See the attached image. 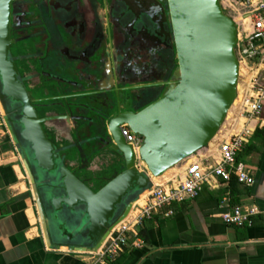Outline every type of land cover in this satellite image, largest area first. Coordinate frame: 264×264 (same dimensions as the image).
<instances>
[{
  "label": "water",
  "instance_id": "95a60500",
  "mask_svg": "<svg viewBox=\"0 0 264 264\" xmlns=\"http://www.w3.org/2000/svg\"><path fill=\"white\" fill-rule=\"evenodd\" d=\"M101 1L50 0L48 8L56 17L51 26L53 65L61 78L55 79L48 100L52 122L43 128L45 120L38 118L9 59L12 0H0V112L32 183L45 239L53 249L82 254L101 248L137 198L152 189V179L160 185L158 180L167 172L223 140L239 111L248 78L235 55L236 21L225 13L221 0H151L158 35L174 64L164 70L160 91L138 113H121L116 104V111L99 117L97 128L81 126L69 133L59 124L65 117L63 109L80 117L103 99L118 101L114 87H106L107 80L114 74L124 86L121 91L129 94L124 80L138 67L125 48L126 38L117 53L127 56L123 63L107 51ZM115 38L118 43V35ZM64 95L68 99L63 103ZM9 103L18 106L15 122ZM123 127L143 139L138 158L122 135ZM98 129L102 143L119 163L110 166L106 159L105 167L115 173L109 181L106 176H86L83 181L71 171L70 156L75 154L79 164L83 160L80 173L87 175ZM137 162L146 171L139 170Z\"/></svg>",
  "mask_w": 264,
  "mask_h": 264
},
{
  "label": "crops",
  "instance_id": "0c3cea01",
  "mask_svg": "<svg viewBox=\"0 0 264 264\" xmlns=\"http://www.w3.org/2000/svg\"><path fill=\"white\" fill-rule=\"evenodd\" d=\"M226 7L238 35H247L250 23L237 9ZM238 113L223 140L236 129L231 127ZM3 117L0 112V264H90L88 254L53 249L45 239L32 183ZM250 128L251 139L237 160L248 167L254 184L247 188L236 183L231 188L210 179L195 200L174 203L144 222L137 229L143 248L126 250L120 264H264V219L255 216L251 227L229 226L221 219L233 205L264 211V107ZM223 140L167 172L158 180L160 185L181 181L197 156L216 157ZM138 166L146 168L141 162ZM152 184L157 182L152 179Z\"/></svg>",
  "mask_w": 264,
  "mask_h": 264
},
{
  "label": "flooded vegetation",
  "instance_id": "af4514ba",
  "mask_svg": "<svg viewBox=\"0 0 264 264\" xmlns=\"http://www.w3.org/2000/svg\"><path fill=\"white\" fill-rule=\"evenodd\" d=\"M49 3L50 0H12L11 2L10 40L12 44L9 59L15 65L17 80L26 89L38 118L45 120L42 123L43 128L49 127L52 122V111L49 110L48 100L52 94L51 88L56 83L55 79L60 77L53 65L51 26L55 23L56 17L53 9L48 8ZM153 6L151 0H102L99 3L101 24L107 37V51L117 55L119 46L126 38L125 48L130 50L129 57L131 55L134 63H138V67H135L134 73L124 80L131 88L129 94L121 91L124 86L112 74L105 85L114 87L118 101L115 98L103 99L97 106H92V109L83 112L80 117L72 116L63 109L65 117L59 123L62 125L61 128H67L69 133L72 131L71 128L81 126L97 128L96 121L100 119L99 117L110 109L116 111V104L121 113H138L153 102L163 83L164 70H171L174 65L170 52L164 49L158 35L157 15L152 16L150 12ZM116 35L119 37L118 43L114 41ZM115 43L118 45L117 49ZM117 57L119 62L127 59L126 55L118 54ZM67 99L68 95H64L63 103ZM7 107L12 121L15 122L14 113L18 111V106L9 103ZM74 117L76 119L73 121ZM128 132L126 127L122 128L123 136ZM102 138V131L98 129L91 142L95 147V153L88 161L87 175L80 173L84 169L83 160L79 164L78 158L71 153L70 169L83 181L86 180V176H106L105 181L115 176V173L108 171L104 163L107 159L110 166H114L119 163V160L107 150L102 143ZM86 140L89 139L84 141ZM67 142L70 143V141Z\"/></svg>",
  "mask_w": 264,
  "mask_h": 264
},
{
  "label": "built area",
  "instance_id": "2783aa9c",
  "mask_svg": "<svg viewBox=\"0 0 264 264\" xmlns=\"http://www.w3.org/2000/svg\"><path fill=\"white\" fill-rule=\"evenodd\" d=\"M221 3L225 9L227 5L237 9L241 19L247 20L251 27L245 36L237 32L235 55L248 78L238 116L231 127L236 129L220 143L216 157L197 156L185 169L181 181L152 184V189L138 197L125 218L110 230L101 248L88 254L92 259L90 264H113L126 250L142 249L144 243L137 229L170 205L195 200L210 179L225 185L235 179L247 188L254 184L250 170L237 158L251 139L250 123L260 117L264 107V0H221ZM124 138L138 158L143 139L130 132L124 133ZM257 215L264 219V211L257 213L234 207L221 219L226 225L242 226L250 225V220Z\"/></svg>",
  "mask_w": 264,
  "mask_h": 264
},
{
  "label": "trees",
  "instance_id": "16d2710c",
  "mask_svg": "<svg viewBox=\"0 0 264 264\" xmlns=\"http://www.w3.org/2000/svg\"><path fill=\"white\" fill-rule=\"evenodd\" d=\"M236 183H237L236 180L235 179H232V181L230 182V187L233 188ZM233 206L235 207V205H233ZM250 221H251V224L250 225H242V226H235V227H251V226L254 225V218H252ZM122 259H121V257L118 258L115 262H113V264H117V263L120 264Z\"/></svg>",
  "mask_w": 264,
  "mask_h": 264
},
{
  "label": "rangeland",
  "instance_id": "374dc122",
  "mask_svg": "<svg viewBox=\"0 0 264 264\" xmlns=\"http://www.w3.org/2000/svg\"><path fill=\"white\" fill-rule=\"evenodd\" d=\"M224 11H225L226 14L229 15L230 12L228 11V9H225V6H224ZM138 168H139V170H141V171H146V168H141V167H139V166H138Z\"/></svg>",
  "mask_w": 264,
  "mask_h": 264
}]
</instances>
